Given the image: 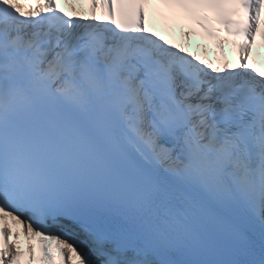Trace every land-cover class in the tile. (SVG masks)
<instances>
[{
  "label": "snow or ice",
  "instance_id": "snow-or-ice-1",
  "mask_svg": "<svg viewBox=\"0 0 264 264\" xmlns=\"http://www.w3.org/2000/svg\"><path fill=\"white\" fill-rule=\"evenodd\" d=\"M257 36L264 0H0V264H264Z\"/></svg>",
  "mask_w": 264,
  "mask_h": 264
},
{
  "label": "bare ground",
  "instance_id": "bare-ground-1",
  "mask_svg": "<svg viewBox=\"0 0 264 264\" xmlns=\"http://www.w3.org/2000/svg\"><path fill=\"white\" fill-rule=\"evenodd\" d=\"M13 231L15 232L16 230L13 229ZM13 240L15 242V237H13ZM20 245H21V250L23 249L24 245H25V241L23 239V233H21V236H20ZM23 251V250H22Z\"/></svg>",
  "mask_w": 264,
  "mask_h": 264
}]
</instances>
